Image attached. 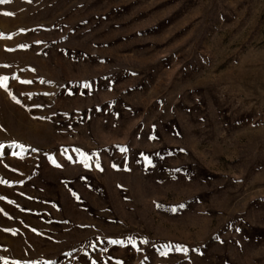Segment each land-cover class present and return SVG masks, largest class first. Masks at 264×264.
<instances>
[{
	"label": "rangeland",
	"instance_id": "obj_1",
	"mask_svg": "<svg viewBox=\"0 0 264 264\" xmlns=\"http://www.w3.org/2000/svg\"><path fill=\"white\" fill-rule=\"evenodd\" d=\"M0 78V264H264V0H10Z\"/></svg>",
	"mask_w": 264,
	"mask_h": 264
},
{
	"label": "snow or ice",
	"instance_id": "obj_2",
	"mask_svg": "<svg viewBox=\"0 0 264 264\" xmlns=\"http://www.w3.org/2000/svg\"><path fill=\"white\" fill-rule=\"evenodd\" d=\"M10 2V0H0V4L2 3H8ZM5 15H14L13 13H4ZM6 81L7 78H0V87H6ZM24 83H31V81H25ZM122 150H126V149H122ZM0 183H7V181L3 180L2 178H0ZM0 199H5L4 197H0ZM2 211V210H0ZM145 243L147 241H144ZM113 243H123L122 241H113ZM183 251H186V249H180ZM162 255H167V253H162Z\"/></svg>",
	"mask_w": 264,
	"mask_h": 264
}]
</instances>
